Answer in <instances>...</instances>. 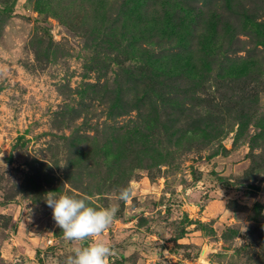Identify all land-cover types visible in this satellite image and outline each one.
Wrapping results in <instances>:
<instances>
[{"label": "rangeland", "instance_id": "obj_1", "mask_svg": "<svg viewBox=\"0 0 264 264\" xmlns=\"http://www.w3.org/2000/svg\"><path fill=\"white\" fill-rule=\"evenodd\" d=\"M126 186L107 264H264V0H0V264Z\"/></svg>", "mask_w": 264, "mask_h": 264}, {"label": "clouds", "instance_id": "obj_2", "mask_svg": "<svg viewBox=\"0 0 264 264\" xmlns=\"http://www.w3.org/2000/svg\"><path fill=\"white\" fill-rule=\"evenodd\" d=\"M133 198L131 186L119 189L113 197L116 202L101 208L93 206L92 198L88 196L46 194L45 203L52 209V217L61 229L63 239L74 245L65 264H107L114 249L102 239L103 234L116 219L118 202L127 203Z\"/></svg>", "mask_w": 264, "mask_h": 264}, {"label": "water", "instance_id": "obj_3", "mask_svg": "<svg viewBox=\"0 0 264 264\" xmlns=\"http://www.w3.org/2000/svg\"><path fill=\"white\" fill-rule=\"evenodd\" d=\"M61 28H62V27L58 26V27H57V30L60 31Z\"/></svg>", "mask_w": 264, "mask_h": 264}]
</instances>
